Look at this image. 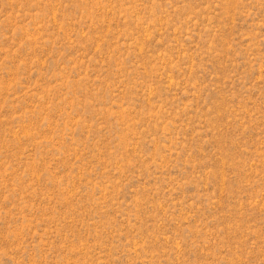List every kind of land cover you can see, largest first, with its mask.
Masks as SVG:
<instances>
[{
	"label": "rangeland",
	"instance_id": "rangeland-1",
	"mask_svg": "<svg viewBox=\"0 0 264 264\" xmlns=\"http://www.w3.org/2000/svg\"><path fill=\"white\" fill-rule=\"evenodd\" d=\"M0 264H264V0H0Z\"/></svg>",
	"mask_w": 264,
	"mask_h": 264
}]
</instances>
